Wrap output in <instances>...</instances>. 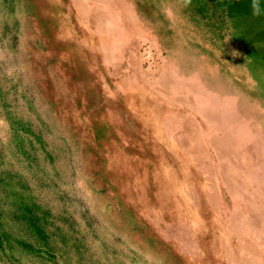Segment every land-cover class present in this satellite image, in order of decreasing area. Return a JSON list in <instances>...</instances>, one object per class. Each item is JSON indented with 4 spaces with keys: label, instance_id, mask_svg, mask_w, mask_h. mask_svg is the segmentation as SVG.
I'll list each match as a JSON object with an SVG mask.
<instances>
[{
    "label": "rangeland",
    "instance_id": "obj_1",
    "mask_svg": "<svg viewBox=\"0 0 264 264\" xmlns=\"http://www.w3.org/2000/svg\"><path fill=\"white\" fill-rule=\"evenodd\" d=\"M256 226L264 0H0V264H264Z\"/></svg>",
    "mask_w": 264,
    "mask_h": 264
},
{
    "label": "bare ground",
    "instance_id": "obj_2",
    "mask_svg": "<svg viewBox=\"0 0 264 264\" xmlns=\"http://www.w3.org/2000/svg\"><path fill=\"white\" fill-rule=\"evenodd\" d=\"M123 2V1H122ZM155 12V11H154ZM235 12H236V10H235ZM81 16H83V15H81ZM87 21V20H86ZM242 24V23H241ZM85 33H86V31H85ZM239 41V40H238ZM259 41V40H258ZM166 75V74H165ZM178 83V82H177ZM184 85H185V88H187V89H189L191 86H192V82H190L189 84L188 83H183ZM187 85V86H186ZM214 85V84H213ZM213 85H209L208 87H209V90H210V87H211V89H213L214 87H213ZM173 94V93H172ZM209 95V94H208ZM210 96V95H209ZM200 97H202L203 98V96H201L200 95ZM208 98V97H207ZM206 98V102H208V103H205V104H203L202 102H200L199 101V98L197 99V102L193 105V107H194V109L196 110V112L198 113V111L197 110H199V112L201 113V114H203L204 115V117L206 118V119H208L209 121H210V119H211V121L213 120L214 122L213 123H216L217 122V124L218 125H221V126H223V128H225V126L223 125L225 122L226 123H228V122H230L231 121V118L229 117V115H227L228 113H226V111L223 109V107H221V106H219L218 107V104L216 103L217 102V96H216V94H214V92H212L211 93V97L209 98V99H207ZM210 100V101H209ZM202 103V104H201ZM201 105H202V107H201ZM162 114V113H161ZM206 114V115H205ZM202 115V116H203ZM212 123V124H213ZM146 131V130H145ZM174 161V160H173ZM154 163V162H153ZM182 176V175H181ZM251 220V219H250ZM253 224V222L252 221H249V224H247L248 225V230L252 233V230H254L253 229V227H251L250 225H252ZM244 228V227H243ZM256 228L257 229H264V226L263 227H257L256 226ZM253 234V233H252ZM251 238H253L254 239V237H251ZM260 264V263H259Z\"/></svg>",
    "mask_w": 264,
    "mask_h": 264
}]
</instances>
